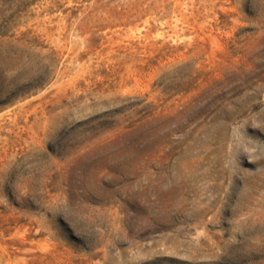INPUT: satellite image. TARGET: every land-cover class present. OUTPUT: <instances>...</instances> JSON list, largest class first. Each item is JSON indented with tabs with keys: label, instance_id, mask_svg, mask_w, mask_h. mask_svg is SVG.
Here are the masks:
<instances>
[{
	"label": "rangeland",
	"instance_id": "1",
	"mask_svg": "<svg viewBox=\"0 0 264 264\" xmlns=\"http://www.w3.org/2000/svg\"><path fill=\"white\" fill-rule=\"evenodd\" d=\"M0 264H264V0H0Z\"/></svg>",
	"mask_w": 264,
	"mask_h": 264
},
{
	"label": "bare ground",
	"instance_id": "2",
	"mask_svg": "<svg viewBox=\"0 0 264 264\" xmlns=\"http://www.w3.org/2000/svg\"><path fill=\"white\" fill-rule=\"evenodd\" d=\"M191 172H192V170H191ZM202 181V180H201ZM243 196V195H242ZM242 198V197H241Z\"/></svg>",
	"mask_w": 264,
	"mask_h": 264
}]
</instances>
